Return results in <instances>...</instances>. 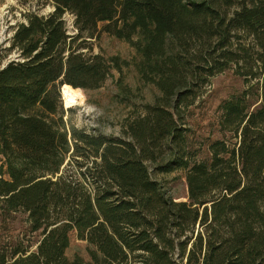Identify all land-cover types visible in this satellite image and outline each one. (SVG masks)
Segmentation results:
<instances>
[{"label":"trees","instance_id":"obj_1","mask_svg":"<svg viewBox=\"0 0 264 264\" xmlns=\"http://www.w3.org/2000/svg\"><path fill=\"white\" fill-rule=\"evenodd\" d=\"M52 3L0 51V218L23 211L39 235L33 250L0 241V264H264V0ZM100 31L135 47L139 80L159 91L121 137L63 120L64 85L95 90L122 70L117 57L87 54ZM229 68L256 81L257 95L244 89L218 105L219 132L236 141L216 139L196 159L181 110L194 103L195 79ZM147 163L182 171L186 200Z\"/></svg>","mask_w":264,"mask_h":264},{"label":"rangeland","instance_id":"obj_2","mask_svg":"<svg viewBox=\"0 0 264 264\" xmlns=\"http://www.w3.org/2000/svg\"><path fill=\"white\" fill-rule=\"evenodd\" d=\"M53 9L52 0H0V51L10 46L16 26L26 23L28 15L46 16ZM64 19L68 33L74 34L72 15L66 13ZM102 26L103 23L99 24L100 29ZM90 43L87 54H100L108 59L117 57L122 61V70L118 72L113 69L98 89L78 88L81 95L75 100L68 99L62 92L63 120L67 129L74 126L88 132L121 137L122 125L126 118L140 112L143 104L153 101L159 95V91L153 84L139 80L132 64L137 53L130 43L102 31ZM16 57V53H10L3 60V64ZM192 83H195L193 88L196 98L191 106L182 108L181 126L186 129L187 145L191 154H195L196 159L201 160L209 157L207 147L212 141L223 137L230 144L236 141L231 134L223 135L219 132L218 105L224 99L239 94L244 89L251 91V99L254 100L258 89H256V81L246 84L241 77L234 74L232 68L209 77L204 84L197 83L196 79ZM122 85L126 87L125 90ZM147 165L151 177L159 181L170 196L178 201L186 200L187 185L182 171L176 170L165 174L160 173L154 164L147 163ZM5 170L4 160L0 156V174L7 178ZM38 237V233L31 231L27 213L18 211L5 220L0 218V241H20L25 246H31L33 250ZM73 246L69 249L70 255L73 253ZM74 250L79 254L80 245L77 244Z\"/></svg>","mask_w":264,"mask_h":264},{"label":"bare ground","instance_id":"obj_3","mask_svg":"<svg viewBox=\"0 0 264 264\" xmlns=\"http://www.w3.org/2000/svg\"><path fill=\"white\" fill-rule=\"evenodd\" d=\"M79 89L78 88H73L69 85H64L62 87V92L64 93L65 97L71 100L77 99L81 94H79Z\"/></svg>","mask_w":264,"mask_h":264}]
</instances>
